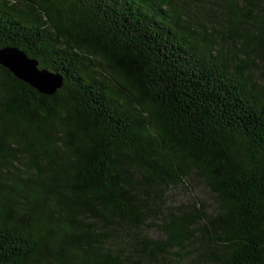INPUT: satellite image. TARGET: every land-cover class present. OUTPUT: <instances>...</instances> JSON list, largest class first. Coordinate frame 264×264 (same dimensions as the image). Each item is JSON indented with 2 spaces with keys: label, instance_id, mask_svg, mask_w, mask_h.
Returning a JSON list of instances; mask_svg holds the SVG:
<instances>
[{
  "label": "trees",
  "instance_id": "16d2710c",
  "mask_svg": "<svg viewBox=\"0 0 264 264\" xmlns=\"http://www.w3.org/2000/svg\"><path fill=\"white\" fill-rule=\"evenodd\" d=\"M4 47L61 85L0 66V264H264V0H0Z\"/></svg>",
  "mask_w": 264,
  "mask_h": 264
},
{
  "label": "water",
  "instance_id": "95a60500",
  "mask_svg": "<svg viewBox=\"0 0 264 264\" xmlns=\"http://www.w3.org/2000/svg\"><path fill=\"white\" fill-rule=\"evenodd\" d=\"M0 66L16 80L45 96H51L61 85V79L57 75L38 69L35 60L15 48H0Z\"/></svg>",
  "mask_w": 264,
  "mask_h": 264
},
{
  "label": "rangeland",
  "instance_id": "374dc122",
  "mask_svg": "<svg viewBox=\"0 0 264 264\" xmlns=\"http://www.w3.org/2000/svg\"><path fill=\"white\" fill-rule=\"evenodd\" d=\"M175 193V195H172V199H175V202L176 203H179V202H183L185 200V196L184 194H186V192H182V191H175L173 192ZM196 195L202 199H204V196H202V194L200 192H196ZM147 234L149 236H151L152 238H155L157 236V232L156 231H149L147 232Z\"/></svg>",
  "mask_w": 264,
  "mask_h": 264
}]
</instances>
